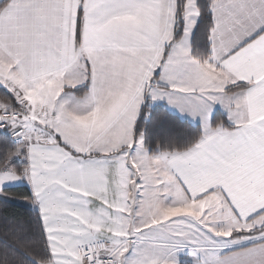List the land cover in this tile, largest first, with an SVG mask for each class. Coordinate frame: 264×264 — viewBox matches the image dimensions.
Segmentation results:
<instances>
[{
	"label": "snow or ice",
	"instance_id": "1",
	"mask_svg": "<svg viewBox=\"0 0 264 264\" xmlns=\"http://www.w3.org/2000/svg\"><path fill=\"white\" fill-rule=\"evenodd\" d=\"M0 264H264V0H0Z\"/></svg>",
	"mask_w": 264,
	"mask_h": 264
}]
</instances>
